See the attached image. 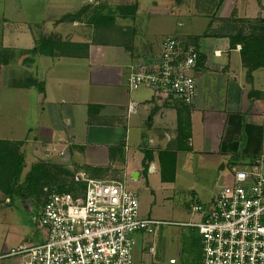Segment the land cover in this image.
Here are the masks:
<instances>
[{"label": "crops", "instance_id": "crops-1", "mask_svg": "<svg viewBox=\"0 0 264 264\" xmlns=\"http://www.w3.org/2000/svg\"><path fill=\"white\" fill-rule=\"evenodd\" d=\"M217 3L218 0H188L184 2L187 13L199 14L208 18L205 30L201 31L200 34L199 32L192 34L187 39L188 43L192 44L203 56V61L196 64L193 70L196 91L191 104H182L160 98L155 95L153 89L147 86L129 90L127 75L131 66L137 63V60H132V57L134 58L132 47L124 45L126 47L124 61L117 63L110 59L111 63H106L107 61L104 59L109 56L105 55L104 46H96L95 44V49H91L90 44L93 42L88 40L89 36L86 35L85 41L84 33L82 37L77 34V36H71L74 39L68 38L70 33H66L67 28L58 21V18L63 14L56 18L57 23L53 26L50 36L61 41L87 43L86 56L82 58L74 56L70 58L73 60L64 59L61 63V59L64 58L62 54L55 57L39 54L40 57L35 61L33 86L26 88L27 86L22 80L24 75L22 72L24 71L20 69H17L18 82L12 83L10 73L15 64L4 53L10 51L11 48L25 50L29 39L28 37L19 39V37L14 36L13 42L17 41L18 44L11 45L9 44L11 38L6 37L4 40V36L1 35L0 53L3 51V55L0 54V88H2L0 113L7 114V111L4 110L12 108L17 110L18 118L13 120L14 123L8 121L6 126L1 127L0 139L9 142L14 140L22 145L23 141L20 138L24 137V141L27 140L26 134L23 135L26 127L33 125L29 131L34 132V141L43 146L42 153L45 156L42 158L51 159L62 166V162L68 161L72 157V153H75L76 148L79 147L83 151L86 147L91 146L107 148V150L119 146L126 150L125 138L128 121L130 122V119L133 118V125L143 123L148 127V130H151L148 140L150 144L155 143V148L157 146L156 149L152 147L154 152L149 148L152 152V159L148 164L149 171H153L155 167L154 157L157 158L159 150L173 149L175 163L177 162V152L191 150L190 147H192L193 141L195 142L194 121L197 118L202 124L201 145L205 150H218L220 153L229 154L227 151L230 148H235V138L239 137L241 133L247 140L244 143L243 153L249 160L261 147V130L258 120L260 110L256 113L258 115L257 122L250 112L255 109L252 105L254 101V89L251 86L253 78L247 74L242 63L241 43L235 42L232 46L230 39L234 38L237 33L241 35L259 33L260 27L264 25L261 22V19H264V0H221L218 5ZM7 20L12 21L7 17L5 2L0 0V21L5 23ZM83 20V18H79L71 21V25L86 26V20H84L85 22ZM31 41L34 44L36 38ZM4 42L8 44H4ZM161 42L157 50L151 49L147 52L145 62L155 63L157 61ZM215 51L220 53L214 54ZM128 55H130L129 59ZM224 55L227 56L226 62L209 61L210 56L219 59L223 58ZM112 56H116V53H112ZM118 57H122V55H118ZM54 63L57 66L60 63L62 65L55 77H51L48 73L52 70ZM77 67L81 68L80 71L83 74L80 80H73L69 85H66V74L62 73V70L64 68H72L73 70ZM5 74L9 76L6 80ZM37 75L43 85L39 92L34 84L38 78ZM202 80L204 85H202ZM206 84H208L209 90L212 85L215 87V92L210 97L211 101H206V95L209 93L205 91ZM27 91L28 93H26ZM31 94L37 99L33 101L34 105L28 111L29 103H26L24 95L30 97ZM130 101L135 102L137 107L135 112L128 114L127 106ZM89 106L92 108L88 110ZM31 111L32 115L27 116V113ZM42 115L47 117V124L41 121ZM178 115L180 121L187 123L183 132L187 137L186 145L189 149L179 148L181 143L183 144L182 147L185 145V141L179 143L176 140L175 130H177ZM124 119L126 125L122 124ZM16 131L17 133L13 134ZM13 135H16L17 138L13 139ZM163 136L166 137L168 145L167 143L162 145L160 139ZM50 145L53 150L56 146L60 147L58 151L60 159L57 161L49 155L50 150L47 146ZM31 154L37 158V155H34L35 152ZM34 162L36 161L33 160L32 163ZM72 163L77 164L78 162L73 159ZM130 165L129 161L124 160L122 172L124 174L129 173L135 180L139 173ZM222 165L224 168V164ZM103 175L99 174L93 177L115 178L114 175ZM43 197L42 190L39 196L41 207ZM10 201L9 197L4 195L0 189V252L13 246L28 244L21 235V230L19 231L16 226L15 228L12 221L9 220V210L3 206ZM25 206L28 208V203ZM43 239L44 237L36 243ZM6 264L21 263L18 259H9Z\"/></svg>", "mask_w": 264, "mask_h": 264}, {"label": "rangeland", "instance_id": "rangeland-1", "mask_svg": "<svg viewBox=\"0 0 264 264\" xmlns=\"http://www.w3.org/2000/svg\"><path fill=\"white\" fill-rule=\"evenodd\" d=\"M186 1L188 0H3L5 2L7 17L8 19H12V21L7 20L5 23L0 21V39L1 35L4 36V40L6 37H10L11 41L9 44L11 45L18 44L17 41L13 42L14 36L19 37V39H22V37H28L29 39L25 50L11 48L10 51L4 53L15 64V69L12 68L10 73L12 75L10 80L12 83L18 82L17 69H20L24 71L22 72L24 74L22 80L25 82L26 88L33 86L34 79L32 78H34L35 61L40 57L39 54L45 56L40 47V39L53 38L50 36V33L53 31V26L57 23L56 18L59 15L63 14L58 18V21L64 15L73 13H78L77 19L83 18L86 20V26L80 24L72 26L71 20L68 18L62 19L60 24L62 23L61 25L67 28L66 33H70L68 34V38L74 39L71 36H77V34L82 37L84 33V41L87 35L89 36L88 40L93 42L90 44L91 49H95V44L96 46H104L105 55L109 56L104 59L107 61L106 63H111V60L117 63L124 61V52L126 51L124 45L132 47V51L134 52L132 60L145 62L147 52L151 49L157 50L164 38L172 36L182 42H189L187 39L190 35L198 32L200 34L201 31L205 30L208 18L199 14L187 13L185 10L186 6L184 5ZM123 5L127 7L124 9ZM211 6L213 7L212 3ZM121 7L124 9V12L127 10V14L121 15L123 12H120ZM92 11H94L95 18L98 20L89 24L87 16ZM165 11L167 12L165 13ZM107 15L109 16L108 23L103 26L101 20L107 19ZM33 38H36L34 44L31 41ZM4 44L8 43L4 42ZM77 44H80L78 46L79 50H85L84 48L81 49L82 43ZM66 45L64 43L62 46L67 48ZM68 49L74 50L77 48L72 46V48ZM112 53H116V56L113 57ZM0 54L3 55V51ZM118 55H122V57H118ZM47 56L49 57V55ZM55 56L60 55L55 54L53 57ZM78 56L82 58L86 54ZM63 57L61 63H63L64 59L73 60L70 58L74 56L64 55ZM129 57L130 55H128V59ZM209 61L226 62L227 56L224 55L223 58L219 59L210 56ZM61 63L58 66L54 63L55 65L48 73L49 76L55 77L61 68ZM80 70V67L73 70L72 68H64L62 70V73L66 74V85H69L73 80H80L81 75H83ZM252 72L250 73L253 78L251 86L254 89V101L252 105L255 109L250 112L253 119H256L258 122L260 119L256 113L261 108L264 67L254 69ZM192 74H194L193 71ZM38 75L34 84L39 92L40 89L42 90L43 85ZM8 77L5 74V80ZM202 85H204L203 80ZM205 87V91L209 92L206 95L207 100H205L211 101L210 97L214 94L215 87L212 85L210 90L208 84ZM4 88L9 90L6 87ZM1 90L2 88H0V100ZM24 97L26 103H29L28 111H30L34 105L33 101H36L37 98L33 94L30 97H26L25 95ZM4 111H7V114L0 113V129L2 126H6L8 121L13 122V120L18 118L17 110L10 108V110L5 109ZM29 115H32V111L27 113V116ZM20 117L23 118L22 116ZM132 120L133 118L130 119V122L128 121L125 138L126 150L119 146L111 147L109 150L97 146L86 147L84 151L80 147L76 148L75 153H72V157L68 161L62 162V166H64L62 169H66L71 174L65 175L64 173H60L57 176L58 179L61 178L74 184L71 179L72 174L79 170L85 171L92 177L99 174L114 175L115 178L123 179L125 186L136 193L139 216L175 223L196 222L198 216L191 213V206L194 204H199L203 207L208 205L211 202L213 194L218 189L224 185L231 184L230 165L240 164L247 160V157L243 153L244 143L247 140L241 133L239 137L235 138V148H230L227 151L229 154L220 153L218 150H205L201 145L200 133L202 131V124L196 118L194 121L195 142L193 141V145L190 147L191 150L176 153L177 164L174 163L173 170L165 169V175L173 174V178L169 181H162L157 158L154 157L155 167L153 171H149V163L146 160L143 161V153L146 149L150 148L154 152V149L157 148V146L155 148V143L150 144L148 140L151 130H148V127L143 123L133 125ZM41 121L46 124L48 123L47 117L44 115H42ZM122 124L126 125L125 119ZM32 127L33 125L26 127L23 135L26 134L27 140L24 141V137L20 138L23 144L16 146V152L22 154L23 163L26 164H22L21 172L15 178L13 176H5L7 179L11 178L8 183L15 182V185H13V189L11 190L12 193H4L11 201L3 205L9 210V220L12 221L14 227L16 226L19 231L21 230V235H23L25 242L28 244L36 243L45 237L46 229L41 227L37 221L41 208L39 184L35 185L31 181H25L24 174L27 173L31 164L41 163L50 165L48 173H53L55 171L53 165H58V163L51 159L42 158L45 156L42 153L43 146L34 141V132L29 131ZM16 133L17 131L13 134ZM176 135L177 130H175ZM13 136V139L17 138L16 135ZM160 141L162 145L165 143L168 145L166 137L163 136ZM15 142L14 140L12 141V143ZM186 144L187 141H185ZM35 148L37 149L35 150ZM47 148L50 150L49 155L51 158L56 161L60 159V156H58L60 147L56 146L53 150L50 145ZM186 148L189 149V147ZM33 152H35L34 155H37V158L33 157L31 154ZM73 159L78 163L73 164ZM33 160L36 162L32 163ZM124 160L129 161L130 167L132 166V168L138 171L139 175L135 180L132 179L129 173L124 174L122 172V162ZM221 164H224V168L222 169H220ZM2 174L4 172L2 173V169L0 168V181L3 177ZM22 191L23 194L21 195ZM26 203H28V208L25 206ZM132 236L134 239L132 264H169L167 261L171 257L176 258V262L173 264H181L187 258H190V255L187 253V241L189 237L194 240V249L196 251L198 250L197 245L200 241L195 228L170 224L161 226L155 234L138 232ZM150 247H153L154 250L150 251Z\"/></svg>", "mask_w": 264, "mask_h": 264}, {"label": "built area", "instance_id": "built-area-1", "mask_svg": "<svg viewBox=\"0 0 264 264\" xmlns=\"http://www.w3.org/2000/svg\"><path fill=\"white\" fill-rule=\"evenodd\" d=\"M198 54L188 42L164 38L155 63L131 66L129 90L147 86L160 98L191 104L196 91L192 71ZM136 107L130 101L128 114ZM259 118V151L247 161L230 165L231 184L218 189L208 205L191 206V213L198 216L196 222L141 217L137 195L123 179L92 177L79 170L72 174L74 184L69 191L43 187L37 221L46 229L44 239L4 249L0 264L9 259H18L21 264H132V235L155 234L169 224L196 229L201 264H264V86ZM167 262L173 264L176 258Z\"/></svg>", "mask_w": 264, "mask_h": 264}, {"label": "trees", "instance_id": "trees-1", "mask_svg": "<svg viewBox=\"0 0 264 264\" xmlns=\"http://www.w3.org/2000/svg\"><path fill=\"white\" fill-rule=\"evenodd\" d=\"M221 0H218L217 5L219 4ZM124 9L127 7L126 5H123ZM124 9L121 7L120 12L121 15L127 14V10L124 12ZM84 10H86L84 8ZM83 11V10H82ZM133 13V11H132ZM78 13H73L70 15H64L62 19L68 18L71 21H74L78 18ZM88 23H92L93 21L97 22V18H95V13L92 11L88 16ZM109 16L107 15V19L101 20V24L105 26L108 23ZM95 22V23H96ZM261 22L264 24V19H261ZM261 31V32H260ZM259 33H248L246 35H241L237 33L234 38L230 39V44L233 46L235 42L241 43L240 48V56L242 59V63L244 67L246 68L247 74L252 72V70L257 69L259 67H264V25L260 27ZM40 47L42 49V53L44 55L54 56L55 54H62V55H69V56H78L80 54H86L87 52V43H82L81 49L85 50H79L78 47L80 44L77 43H71L69 41H61L55 38H42L40 39ZM39 43V41H38ZM67 44V48L65 46H62L63 44ZM75 47L77 49L71 50L68 48ZM52 47V48H51ZM62 47V48H61ZM79 48V49H78ZM56 51V52H54ZM62 53H59L61 52ZM203 61V56L198 54L197 57V64L201 63ZM92 108V106L88 107V110ZM177 137L176 140L179 141V143L186 141L187 137L184 135V129L187 123L179 120V115L177 118ZM20 142H9L6 140L0 139V168L2 169V173L4 172L2 180L0 181V189L6 193L10 194L12 193L11 190L13 189V185H15V182H9L11 179H7L8 176H13L15 178L20 172H21V166L23 164V156L22 154H19L16 152V146L20 145ZM179 145V148L186 149L187 145H184L182 147ZM152 159V152L148 149L145 150L143 153V161L146 160L148 163ZM157 160L160 166L161 170V180L162 181H169L173 178V174L165 175V169L173 170L174 163H175V152L173 149H164L159 150L157 152ZM50 166V165H49ZM47 164H39L35 163L31 165L29 170L24 176L25 181H31L35 185L39 184L40 192L42 191L43 187H52L55 188L57 191H69L72 189V183L64 181L63 179H58V174L64 173L65 175H70L71 173L67 171L66 169H62L63 166L61 165H53L55 167V171L53 173H48L50 171V167ZM54 176H53V175ZM5 176H7L5 178ZM7 179V180H5ZM54 183V184H53ZM28 189V188H27ZM23 194V191L21 192V195ZM187 253L190 255V258H187L186 261H183L181 264H201V243L199 241L198 243V250L196 251L194 249V240L189 237L187 241ZM185 260V259H184Z\"/></svg>", "mask_w": 264, "mask_h": 264}, {"label": "water", "instance_id": "water-1", "mask_svg": "<svg viewBox=\"0 0 264 264\" xmlns=\"http://www.w3.org/2000/svg\"><path fill=\"white\" fill-rule=\"evenodd\" d=\"M220 168H221V169L223 168V165H222V164L220 165Z\"/></svg>", "mask_w": 264, "mask_h": 264}]
</instances>
